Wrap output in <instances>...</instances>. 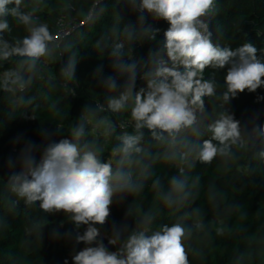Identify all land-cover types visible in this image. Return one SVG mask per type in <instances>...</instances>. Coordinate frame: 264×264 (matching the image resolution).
Instances as JSON below:
<instances>
[{"label":"trees","instance_id":"16d2710c","mask_svg":"<svg viewBox=\"0 0 264 264\" xmlns=\"http://www.w3.org/2000/svg\"><path fill=\"white\" fill-rule=\"evenodd\" d=\"M20 11L31 12L33 26L44 23L53 36L60 18L83 25L53 40L50 54L34 68L21 57L0 60V264H72L71 257L84 245L75 243L67 215L46 213L38 203L25 204L11 191L9 177L19 172L18 158L26 144L42 150L46 137H71L78 125L85 128L80 143H89L115 167L118 137L134 133L132 101L113 113L107 100L123 90L129 65L135 66L136 88L145 86L142 77L154 68L150 53L162 47L168 24L151 16L141 24L128 0H22ZM7 19L4 40L15 44L29 34L27 26L11 16ZM203 19L214 44L235 49L249 42L264 57V0H215L213 11ZM148 25L160 29L156 40L148 38ZM116 45L122 48L113 55ZM8 71L23 77V88L10 82L5 86ZM225 74L223 69H205L204 78L216 82V95L204 98L205 111L199 117L203 135L186 131L172 143L167 138L157 141L142 130L143 151L124 167L143 186L114 202L101 229L106 245L113 229L126 227V237L129 231L150 234L163 224L179 222L188 230L183 243L190 264H264V99L257 102V96L264 97V87L256 93L245 90L229 104L223 100ZM107 77L116 80L115 91L104 84ZM224 111L240 122V139L229 153L211 164L185 155V142L210 138L206 126ZM173 178L185 187L179 198L172 195L169 206L164 196Z\"/></svg>","mask_w":264,"mask_h":264},{"label":"clouds","instance_id":"9594fccd","mask_svg":"<svg viewBox=\"0 0 264 264\" xmlns=\"http://www.w3.org/2000/svg\"><path fill=\"white\" fill-rule=\"evenodd\" d=\"M21 3L22 0H0V60L21 57L34 68L37 61L50 54L49 44L54 37L46 24L33 26L32 13L21 12ZM128 3L141 24L151 16L154 21H165L168 27L163 32L162 47L155 54L150 53L154 68L142 77L145 86L136 88L135 66L129 65L124 69L129 75L123 90L107 100L113 113L121 112L132 101L134 133L125 132L118 137L120 146L113 150L120 157L116 166L112 160L102 158L89 143H80L85 128L78 125L71 137L58 141L46 137L48 143L42 150L31 142L26 144L18 158L20 170L10 175L9 184L25 204L38 203L46 213L67 215L75 231V243L84 245L71 257L72 264H190L183 243L188 230L179 222L163 224L150 234L129 231L126 237V227L113 229L108 240L111 249L104 243L101 229L111 216L114 202L143 186L135 183L132 172L124 167L133 155L143 151L142 130L147 129L157 141L167 138L172 143L186 131L197 137L203 135L199 117L205 111L204 98L216 95V82L204 78L205 69L226 70L223 100L230 104L245 90L256 93L264 87V57H259L257 47L249 42L235 49L212 42L203 17L213 11L215 0H128ZM8 16L28 28L29 34L15 44L2 38L9 30ZM145 32L150 40H156L160 29L148 25ZM120 48L122 45H116L113 55ZM68 71L74 72V68ZM4 76L5 86L10 82L24 87L19 73L8 71ZM104 84L109 91L118 87L113 77L105 78ZM261 99L264 97L257 96V102ZM206 131L210 138L199 143L185 142L189 149L185 155H192L202 164L226 156L241 136L240 122L229 111L221 112L218 119L206 126ZM260 131L264 134V126ZM184 187L181 180L173 178L169 193L164 196L165 203L170 206L172 195L175 193L179 198Z\"/></svg>","mask_w":264,"mask_h":264},{"label":"built area","instance_id":"2783aa9c","mask_svg":"<svg viewBox=\"0 0 264 264\" xmlns=\"http://www.w3.org/2000/svg\"><path fill=\"white\" fill-rule=\"evenodd\" d=\"M58 31L53 36L55 41H60L65 38L71 31L75 30L79 25H83V23L77 24L75 19H71L69 22H64L62 18L58 20Z\"/></svg>","mask_w":264,"mask_h":264}]
</instances>
